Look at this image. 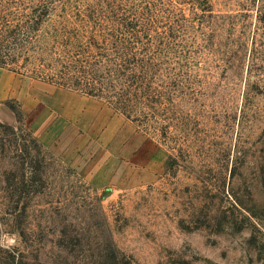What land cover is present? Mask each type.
Here are the masks:
<instances>
[{
    "label": "rangeland",
    "instance_id": "rangeland-1",
    "mask_svg": "<svg viewBox=\"0 0 264 264\" xmlns=\"http://www.w3.org/2000/svg\"><path fill=\"white\" fill-rule=\"evenodd\" d=\"M149 2L158 131L0 67V264H264V0Z\"/></svg>",
    "mask_w": 264,
    "mask_h": 264
},
{
    "label": "trees",
    "instance_id": "trees-1",
    "mask_svg": "<svg viewBox=\"0 0 264 264\" xmlns=\"http://www.w3.org/2000/svg\"><path fill=\"white\" fill-rule=\"evenodd\" d=\"M81 2L67 28V0H0V67L96 97L158 131L180 84L150 60V2Z\"/></svg>",
    "mask_w": 264,
    "mask_h": 264
},
{
    "label": "crops",
    "instance_id": "crops-1",
    "mask_svg": "<svg viewBox=\"0 0 264 264\" xmlns=\"http://www.w3.org/2000/svg\"><path fill=\"white\" fill-rule=\"evenodd\" d=\"M112 174L113 172L108 170L99 171L95 174L94 181L97 185L107 184L112 180ZM152 176L151 171L133 174L131 177V184H137L145 180H150Z\"/></svg>",
    "mask_w": 264,
    "mask_h": 264
}]
</instances>
